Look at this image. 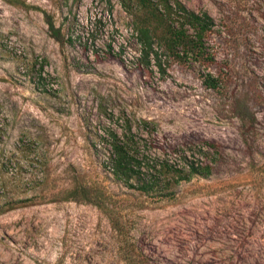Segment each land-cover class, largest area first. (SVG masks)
I'll list each match as a JSON object with an SVG mask.
<instances>
[{
	"label": "rangeland",
	"instance_id": "rangeland-1",
	"mask_svg": "<svg viewBox=\"0 0 264 264\" xmlns=\"http://www.w3.org/2000/svg\"><path fill=\"white\" fill-rule=\"evenodd\" d=\"M133 1L0 0V207L46 194L0 214V264H264V0H179L212 18L213 61L155 48L162 70L141 65ZM128 125L148 161L211 175L117 182L104 134ZM79 180L109 205L52 199Z\"/></svg>",
	"mask_w": 264,
	"mask_h": 264
},
{
	"label": "trees",
	"instance_id": "trees-1",
	"mask_svg": "<svg viewBox=\"0 0 264 264\" xmlns=\"http://www.w3.org/2000/svg\"><path fill=\"white\" fill-rule=\"evenodd\" d=\"M127 11L133 17L141 65L149 67L153 63L162 70V60L159 52L154 50L155 48L161 50L166 59L174 61L190 60L200 63L213 61L212 55L204 47V42L214 23L206 13L191 11L179 0H134L133 7ZM47 23L54 31L52 23ZM39 77L42 80V77ZM203 84L212 90H216L219 86L218 81L210 74L204 75ZM141 125L143 128L153 129L150 122L142 121ZM2 130L0 126V134ZM104 135V142L110 149L105 160V168L117 182L126 187H135L142 193L148 194L158 188L162 179L166 178V173H172L176 184L188 181L194 176L211 175L210 165L203 164L199 160H190L186 152L176 153L183 162V167L179 169L173 168L167 160L154 163L148 161L147 157L140 152L141 146L129 125L121 134L110 130ZM24 147L28 146H23L19 150L25 154L27 150ZM209 148L211 146L207 143L200 146L201 155H204V150ZM10 163V158L0 163L3 173H8L6 167ZM132 180L136 185L131 183ZM44 196L46 194L39 192L29 198L7 202L4 207H0V214L19 205L43 201ZM109 198V193L101 185L79 180L69 188L53 194L52 199L88 203L103 209L109 205Z\"/></svg>",
	"mask_w": 264,
	"mask_h": 264
}]
</instances>
